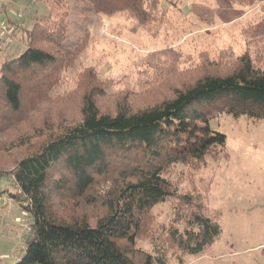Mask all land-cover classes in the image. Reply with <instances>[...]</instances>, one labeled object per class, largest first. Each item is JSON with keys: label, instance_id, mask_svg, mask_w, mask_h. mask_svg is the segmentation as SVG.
I'll return each instance as SVG.
<instances>
[{"label": "trees", "instance_id": "obj_1", "mask_svg": "<svg viewBox=\"0 0 264 264\" xmlns=\"http://www.w3.org/2000/svg\"><path fill=\"white\" fill-rule=\"evenodd\" d=\"M86 1L95 13H123L153 34L166 15L162 0ZM224 1L262 12L243 28L241 54L223 49L191 71L177 68L176 50L150 52L143 64L152 75L140 77L138 92H117L110 106L101 104L107 84L91 69L69 92L50 94L85 45V38L64 44L66 0L55 2L54 18L40 16L26 30L24 50L0 62V158L24 147L0 177L13 178L10 195L30 218L22 253L9 264H168L170 248L195 255L215 242L220 214L176 194L168 176L175 165L198 169L228 157L225 134L210 125L220 115L264 120V0ZM169 199L177 200L174 221L183 229L156 234L151 209ZM146 236L154 253L136 245Z\"/></svg>", "mask_w": 264, "mask_h": 264}, {"label": "rangeland", "instance_id": "obj_2", "mask_svg": "<svg viewBox=\"0 0 264 264\" xmlns=\"http://www.w3.org/2000/svg\"><path fill=\"white\" fill-rule=\"evenodd\" d=\"M56 1L0 0V26L25 21L29 29L40 16L54 18ZM66 3L64 44L71 48L85 38V45L50 94L69 92L76 86L78 75L91 69L97 80L107 84L101 104L108 106L114 103L117 92H138L140 77L152 75L143 64L150 52L176 50L181 54L177 68L194 71L200 58L216 60L223 49L241 54L246 47L243 28L262 17L258 5L245 7L224 0H162L166 15L157 34H153L143 25L134 28L133 20L123 13H95L86 0H66ZM59 8L64 10L60 5ZM15 30H11V35ZM10 32L0 34V62L24 50L18 36L12 46L6 43ZM21 33L23 37L24 31ZM174 82L179 83L180 77L166 84ZM134 102L142 105L141 100ZM64 109L73 113L72 103ZM210 125L225 134L228 157L209 160L205 167L198 169L175 165L168 177L176 194H189L196 203L205 204V213L220 214L221 234L199 254L182 256L174 248L168 249L167 263L264 264V120L253 124L245 115L234 118L223 114ZM23 155L24 147L15 146L2 152L1 174L8 172ZM14 192L13 178L1 176L0 264L12 263L22 253L30 223V218L12 199L10 194ZM176 204V199L156 204L151 209L149 229L156 234L171 225L182 230L184 223L174 221ZM155 241L159 242L158 238ZM154 243L147 236L136 241L137 247L151 253H154Z\"/></svg>", "mask_w": 264, "mask_h": 264}, {"label": "crops", "instance_id": "obj_3", "mask_svg": "<svg viewBox=\"0 0 264 264\" xmlns=\"http://www.w3.org/2000/svg\"><path fill=\"white\" fill-rule=\"evenodd\" d=\"M36 12H38V9H36L35 10ZM35 12V13H36ZM21 21H23V20H21ZM13 29H16V30H18V31H14V33L11 35V33H12V31L10 32V35H9V37H7V38H5V36L3 37V38H5V41H6V43H10L9 45H13L14 43H16L15 42V40H16V38H17V36H18V39L20 38V42H21V44H20V46H26V34H25V32H26V30H27V25H25V21H23V22H17V21H15V23H14V26H13ZM12 29V30H13ZM22 31H24V33H23V37H21L22 36ZM1 34V33H0ZM1 35H3V34H1ZM1 37V36H0ZM24 40H23V39ZM17 39V40H18ZM16 40V41H17ZM25 48V47H24ZM20 50H21V48H20ZM18 55V54H17ZM16 56V55H15ZM15 56H12V57H15ZM11 58V57H10Z\"/></svg>", "mask_w": 264, "mask_h": 264}, {"label": "built area", "instance_id": "obj_4", "mask_svg": "<svg viewBox=\"0 0 264 264\" xmlns=\"http://www.w3.org/2000/svg\"><path fill=\"white\" fill-rule=\"evenodd\" d=\"M12 29L13 25L10 22H7L0 26V33L3 35L8 34Z\"/></svg>", "mask_w": 264, "mask_h": 264}]
</instances>
